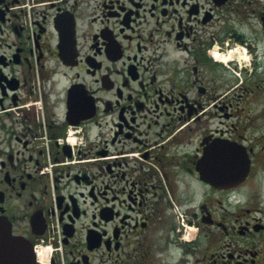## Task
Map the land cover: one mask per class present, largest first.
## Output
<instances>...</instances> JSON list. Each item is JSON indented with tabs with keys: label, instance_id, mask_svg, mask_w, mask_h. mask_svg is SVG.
<instances>
[{
	"label": "flooded vegetation",
	"instance_id": "af4514ba",
	"mask_svg": "<svg viewBox=\"0 0 264 264\" xmlns=\"http://www.w3.org/2000/svg\"><path fill=\"white\" fill-rule=\"evenodd\" d=\"M262 171L264 0H0V225L36 264H264Z\"/></svg>",
	"mask_w": 264,
	"mask_h": 264
},
{
	"label": "water",
	"instance_id": "95a60500",
	"mask_svg": "<svg viewBox=\"0 0 264 264\" xmlns=\"http://www.w3.org/2000/svg\"><path fill=\"white\" fill-rule=\"evenodd\" d=\"M230 159L234 164H236L235 170L228 171H209L204 170L201 172L205 181H208L213 184H237L243 181L248 173L250 168V160L247 156V153L243 152V150L234 149L230 151ZM8 236L10 234V227L4 228L3 225H0V264H4V260L2 256H10L16 262L17 257L21 254L19 258L25 259L26 264H33L31 260L32 251L30 246L26 247L25 245L17 244L14 240L9 242L8 240H4V236ZM9 237V236H8ZM6 237V238H8ZM8 251V253L5 252ZM13 261V260H12ZM15 262H11L9 264H16Z\"/></svg>",
	"mask_w": 264,
	"mask_h": 264
},
{
	"label": "rangeland",
	"instance_id": "374dc122",
	"mask_svg": "<svg viewBox=\"0 0 264 264\" xmlns=\"http://www.w3.org/2000/svg\"><path fill=\"white\" fill-rule=\"evenodd\" d=\"M253 192L257 194L259 200H264V172H255L251 181Z\"/></svg>",
	"mask_w": 264,
	"mask_h": 264
},
{
	"label": "bare ground",
	"instance_id": "6f19581e",
	"mask_svg": "<svg viewBox=\"0 0 264 264\" xmlns=\"http://www.w3.org/2000/svg\"><path fill=\"white\" fill-rule=\"evenodd\" d=\"M237 53H239L238 51H231L228 55H226V56H223V55H220V54H217L216 55V57L219 59V61H221V62H229V61H231L232 59H234L235 57H236V55H237ZM241 53V52H240ZM239 53V54H240ZM240 59V61H242V60H246L247 61V55L244 53V52H242V56L239 58ZM49 256V253H47V255L45 254V258H44V260H46L47 259V257Z\"/></svg>",
	"mask_w": 264,
	"mask_h": 264
}]
</instances>
